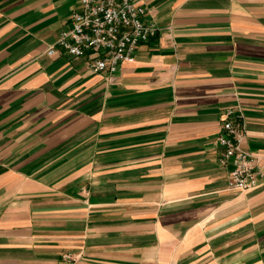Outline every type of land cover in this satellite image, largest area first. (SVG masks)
I'll return each instance as SVG.
<instances>
[{
    "label": "crops",
    "instance_id": "obj_1",
    "mask_svg": "<svg viewBox=\"0 0 264 264\" xmlns=\"http://www.w3.org/2000/svg\"><path fill=\"white\" fill-rule=\"evenodd\" d=\"M114 74L47 54L80 0H0V264H264V183L230 189L228 108L264 164V0H144Z\"/></svg>",
    "mask_w": 264,
    "mask_h": 264
},
{
    "label": "built area",
    "instance_id": "obj_2",
    "mask_svg": "<svg viewBox=\"0 0 264 264\" xmlns=\"http://www.w3.org/2000/svg\"><path fill=\"white\" fill-rule=\"evenodd\" d=\"M146 12L144 0H80L70 25L61 30L47 54L88 56L93 71L114 74L122 62L134 61L139 46L157 34L158 26L147 19ZM243 118L240 110L228 108L218 142L222 147L220 163L232 165L229 188L248 191L264 183V164L242 146Z\"/></svg>",
    "mask_w": 264,
    "mask_h": 264
}]
</instances>
